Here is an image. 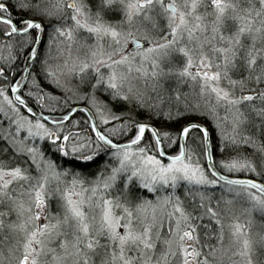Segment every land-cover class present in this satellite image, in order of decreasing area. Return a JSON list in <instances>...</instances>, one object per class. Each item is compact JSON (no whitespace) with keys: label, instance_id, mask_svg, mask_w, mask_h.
Masks as SVG:
<instances>
[{"label":"snow or ice","instance_id":"obj_1","mask_svg":"<svg viewBox=\"0 0 264 264\" xmlns=\"http://www.w3.org/2000/svg\"><path fill=\"white\" fill-rule=\"evenodd\" d=\"M255 213L264 0H0V264H264Z\"/></svg>","mask_w":264,"mask_h":264},{"label":"rangeland","instance_id":"obj_2","mask_svg":"<svg viewBox=\"0 0 264 264\" xmlns=\"http://www.w3.org/2000/svg\"><path fill=\"white\" fill-rule=\"evenodd\" d=\"M83 52L84 50H82L81 55H83ZM217 195H219L218 192ZM213 227H215V225H213ZM6 229L7 228H5L0 234L2 238L5 237V234H7V239H5L4 243L1 242L0 245V251H3L5 255L8 254V249L10 247L14 248L15 241L21 238L19 233H15L10 230L5 231ZM251 231H253L254 233L264 232V217H261L258 213L253 214L251 217ZM13 254L15 255V251L13 252Z\"/></svg>","mask_w":264,"mask_h":264},{"label":"trees","instance_id":"obj_3","mask_svg":"<svg viewBox=\"0 0 264 264\" xmlns=\"http://www.w3.org/2000/svg\"><path fill=\"white\" fill-rule=\"evenodd\" d=\"M185 86H182V88H184ZM169 127H172L174 128L175 125H169ZM65 159H68V158H65ZM103 161L102 160H98L96 164H91V162H85V161H79L78 163L79 164H87L89 165L87 168H84V169H80L81 171H84V172H88V173H91L92 171L96 170L99 166V164H101ZM66 166H69L71 167V165H66ZM3 231V230H2ZM0 231V234L1 232ZM4 237L2 238V236L0 235V245H1V242L4 243L5 241L3 240Z\"/></svg>","mask_w":264,"mask_h":264},{"label":"bare ground","instance_id":"obj_4","mask_svg":"<svg viewBox=\"0 0 264 264\" xmlns=\"http://www.w3.org/2000/svg\"><path fill=\"white\" fill-rule=\"evenodd\" d=\"M7 230H8V229H6L5 231H7ZM6 236H7V234H5V237H6ZM5 237H4V239H3L4 241H5Z\"/></svg>","mask_w":264,"mask_h":264}]
</instances>
